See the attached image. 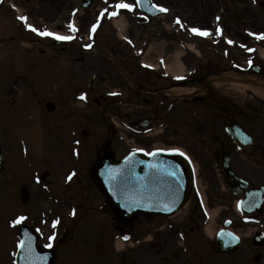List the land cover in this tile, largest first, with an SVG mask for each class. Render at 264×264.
I'll list each match as a JSON object with an SVG mask.
<instances>
[{
    "label": "rangeland",
    "instance_id": "obj_1",
    "mask_svg": "<svg viewBox=\"0 0 264 264\" xmlns=\"http://www.w3.org/2000/svg\"><path fill=\"white\" fill-rule=\"evenodd\" d=\"M20 1L22 5H19L28 10L29 13L31 12L32 22H34V25L37 24L36 26L40 30H43V24H49L48 26L51 25V28L47 27L54 32L58 31V28H62V32L70 34L71 31H68L69 28L66 29V26L70 20H74L78 31L74 33L76 36L74 43L57 46L49 39L39 41V39H36L35 33L30 30L23 29V32L19 31L15 26L18 22L8 12V16L6 13L0 14V45L10 43L11 37H15L16 40H20L22 37L26 38L24 40L25 47L14 48L15 46H13L14 49L11 48L10 51L0 50V147L5 155V169L0 173V264H14L16 253H8V251L15 252L18 248L19 236L14 221H16L17 214L27 212L26 208L35 206V209H31L33 212L30 216L31 225L41 231L43 246L45 244L54 247L57 245L60 256L58 264H81L78 253H81V255L91 253L85 255L87 260L82 264H92V262L90 263L92 253H101L100 249L108 251L106 247L101 246V231L111 229L114 230V233H117L116 225L112 220L113 216L111 217L105 208L97 210L96 207L101 203L103 206V201L96 200L95 193L93 194L91 190L86 192L89 202L88 199L82 198V193H75L79 188L77 186L78 182H75L76 184L70 190L62 189L63 194L58 192L57 188L53 191L50 190L52 193L43 190L42 186L38 185L39 183L32 180L33 177L37 179L42 174L44 166L43 160H40V158L55 157L53 146L57 144L60 150L63 149L61 152L66 159H69L73 152L76 155L77 153L82 154L81 156L84 159H88L89 154L94 149L108 143L118 155L123 154L124 157L126 153L124 143H119L113 135L114 129L116 130L115 121L108 118L111 111H115L116 114L130 112L133 117H137L146 112H154L156 110L154 107H158V125H168L164 129V133L159 136L161 142L154 143V141L151 142L139 137L132 144L146 145L148 148L155 147L157 144L172 148L185 146L195 160L200 163L199 160L202 159L199 154L200 148L193 143L190 144L188 138L191 136L187 126L189 123L194 125L198 121L197 116H192L193 122L189 120L185 125L182 123L183 125L180 126L177 123L179 117L191 112H198L201 117L199 112L201 108L206 112L204 105L201 103H170L168 102L170 99L168 101L160 100L161 97L156 96V99L153 98L152 100L148 96V99L152 100V106H154L151 107L144 105L142 97H137L135 92L130 95L128 93L125 99L112 95L111 97L115 96L113 102H107L106 107L92 105V99L97 96H100L99 99L102 96L107 97L116 90L128 91V89H131L130 84L144 85L143 92L168 91V86L171 84L170 80L157 77L145 78L142 76L143 73L138 72V58L142 52H147L152 45L154 50L150 49L149 54L154 56L156 54L165 55V60L167 58L170 60V56L179 51L178 44L186 43L187 46L190 45L193 48L192 51L186 53L181 60L179 59V62H183L186 68L196 69L199 74L220 71L228 74L227 72L233 70L234 66L239 69L246 68V66H249L250 60H254V63L257 64L264 63L262 61L264 60L262 59L264 58V39L258 38L259 34L264 33V0H152L154 4L163 6L169 11L158 18L149 19L147 24L138 22L140 14L137 11L123 13V15L119 14L115 19H112L113 17L110 14L114 11L113 4L121 0H107L100 3L96 1L95 7L93 6L85 13L81 11L75 13V10L73 12L69 6L71 0H44V4H47V12L40 15L42 18H39L38 9L37 11L32 9V7L39 8V0ZM123 2L134 4L135 0H123ZM76 4L80 5V2H76ZM102 13L103 17H101ZM176 17L180 18L183 27H181V23L178 25L174 21ZM9 18L12 19L10 23ZM116 21L119 23L123 21L125 24L123 27L120 23L121 28L123 27V41L120 40L119 31L114 26L119 25L116 24ZM94 24H98L99 27L93 34L91 28ZM213 25L220 27L222 33L217 34ZM192 26L199 29L213 26L210 29L212 31L211 41H202L192 37L189 34V27ZM61 31L59 32L61 33ZM253 33L257 35H252ZM28 40H35V43L39 42L43 45L47 44L59 55L61 53L62 58L49 55L46 57V54L41 56L40 48H36ZM229 41L233 43H229ZM213 42H218V45L215 46ZM88 43L98 44L99 48L86 53L85 46ZM159 46L162 48L160 50L158 48L156 51L155 48ZM209 46H215L213 52L207 51ZM72 48L77 50L73 51ZM102 50L109 54L103 55ZM250 50H253V52L248 54L247 52ZM111 52L114 54L116 62L111 61L109 57ZM225 52L228 53L227 57L224 54ZM44 58L46 59L42 60ZM203 58H209L211 62L207 63L208 61L203 60ZM165 64H168V62H165ZM123 65H125V68H123ZM133 69L137 73L132 77L129 72ZM249 76H253V74L250 73ZM90 77H94L91 92L87 90ZM84 81L85 84L82 88ZM136 87L139 90L140 87ZM217 87L223 96V98H220L221 100L230 99L240 105H247V102L254 103L256 100L260 103V99L264 100V91L238 87L233 84H220ZM178 90L179 92L185 91L182 87ZM81 91L87 93L86 97L90 98L89 104L87 100L80 99L82 94L79 92ZM34 94H36L35 97H33ZM62 95H64V98ZM56 96H58L55 99L56 101L62 102L65 100L66 105L70 106L69 109L63 110L62 122L75 117H81L85 120V124L81 122V125L78 124L73 128L80 140L79 144L76 142V145L70 144L74 141L72 139L70 141L69 130L62 125L59 127L53 126L55 142L49 138V141H47L44 137V134L46 135L51 129L41 127L40 117L42 115L40 116V112L46 115L44 113L45 102L54 99ZM122 99L123 104H121ZM10 101H14V103H10ZM88 105L92 106L89 107ZM256 106L258 107V104ZM61 108H64L62 103ZM161 110L162 114L160 113ZM164 114L167 115L162 116ZM87 116L91 119V122L87 120ZM202 118V121L210 120L207 115H203ZM115 119L117 120L116 117ZM119 123L122 125L121 122ZM122 126L124 128V125ZM68 127L70 128V126ZM174 127L179 129L178 137L172 134ZM82 131H88L89 133V136L84 140L79 137V133ZM67 135L68 140L66 141ZM91 161V157L86 161V169L88 170ZM28 173L33 176L27 182L29 183L27 187L31 191L32 199L25 208L19 201V188L21 185L14 187L16 185L14 181L17 177L21 179L23 176H28ZM55 177L54 171L53 175L49 176V180L54 181ZM78 179H83V175L78 176ZM82 184L83 182L80 186ZM68 195H70L67 201L69 204L79 205L76 210H79L78 217L81 220L73 227L74 222H68V215L66 216L65 212L60 211L57 219L59 221L58 227L61 225L62 219L63 225L59 228L50 229L46 220H52V217L58 211V207L62 204L61 200ZM57 199L59 203L53 202ZM82 202L88 203L81 208ZM62 206L65 208L66 204L61 205L59 209H62ZM185 212L186 210L171 220H141L131 231L130 239L134 242L133 239L137 235L136 238L138 239L154 240L142 247L135 246L133 249L125 247L126 250L123 253H131L132 259H141L135 257V253H172L178 250L179 248L172 246L176 242L175 233L177 230L170 231L168 225L179 223ZM40 214L44 222L34 219V216L38 218ZM90 215L94 217H90L92 220L86 221ZM19 217L21 216L19 215ZM141 228L142 232L140 231ZM63 233H66V237L63 242L59 243ZM53 236L55 239H50ZM152 243L155 244L154 247L151 246ZM104 254L106 255L105 264H107L108 252ZM198 257L199 255H197V259ZM121 259L122 256L118 259L119 263Z\"/></svg>",
    "mask_w": 264,
    "mask_h": 264
},
{
    "label": "flooded vegetation",
    "instance_id": "obj_2",
    "mask_svg": "<svg viewBox=\"0 0 264 264\" xmlns=\"http://www.w3.org/2000/svg\"><path fill=\"white\" fill-rule=\"evenodd\" d=\"M14 1L18 5L21 4L20 0ZM38 3L39 8L32 7V9L34 11L38 9L39 17L42 18L40 15L47 12V4H44V0H39ZM209 74L212 73L201 76L207 78ZM153 98L156 99L155 95L151 97L152 100ZM220 98H223V96L218 89L206 86L201 98L184 100L189 103H201L204 105L206 112L201 108L199 111L201 117L198 112H191L179 117L178 123H184L185 125L189 120L193 122L192 116H197L198 121L194 125L191 123L187 124L190 125L189 133L191 136L188 140L200 148L199 154L202 157L204 183L209 192V212L214 214V222L221 225L229 223L234 231L242 236L251 238L247 241L248 244L245 247L243 245L241 250L236 253H246L245 264L258 263L260 261V256L258 255L260 251H264V242L255 243V235L260 233V226L264 224V200L257 212H255V207H252L253 212L251 214H243L242 216L236 212L235 201L243 198L246 191L264 186V116L262 107L259 106V109L255 102L235 106L232 105L231 101L221 100ZM149 104L151 105L150 101ZM151 107L154 106L151 105ZM154 108L156 112L159 110L158 107ZM203 115H207L210 120L202 121ZM234 123L241 124L251 135L252 144L247 149L239 150L238 146L226 133V127ZM225 160L230 162L231 168L237 177L248 182L247 188L242 190L236 182L233 183V189L226 185L227 177L223 168ZM223 183L225 185L224 188L222 187ZM243 218L249 220V224H245L242 220ZM206 223L208 221L202 213L196 225L199 226ZM247 231L249 234H246ZM201 238L207 242L203 232H201ZM207 253L215 252L208 250ZM173 257V260L177 258V256ZM169 262L174 264L172 259Z\"/></svg>",
    "mask_w": 264,
    "mask_h": 264
},
{
    "label": "water",
    "instance_id": "obj_3",
    "mask_svg": "<svg viewBox=\"0 0 264 264\" xmlns=\"http://www.w3.org/2000/svg\"><path fill=\"white\" fill-rule=\"evenodd\" d=\"M106 161L109 165H106ZM1 167L2 158L0 156ZM110 174H114L115 179L120 183L117 186L122 191L120 204L113 202L111 196L114 197V193H110L104 181ZM94 178L101 186L102 193L107 197L109 208L124 227L131 226L139 214L157 213L155 205L151 203L153 201L152 192L158 191L161 199L165 194L174 201L166 208L169 213L182 207L193 189L191 166L184 157L178 154L160 153L150 158L133 154L122 163L114 164L110 154L100 153L99 165L94 170ZM26 237L23 247L25 252L20 255L19 264H53L54 257L50 260L46 253L37 250L32 238Z\"/></svg>",
    "mask_w": 264,
    "mask_h": 264
},
{
    "label": "snow or ice",
    "instance_id": "obj_4",
    "mask_svg": "<svg viewBox=\"0 0 264 264\" xmlns=\"http://www.w3.org/2000/svg\"><path fill=\"white\" fill-rule=\"evenodd\" d=\"M137 3H139L141 6H143L144 0H137ZM135 7L136 6L134 4L123 2V0H121L120 3L115 4V8L116 9H127L129 11H135ZM157 7H158V10L161 11V12H167V11H169V9L164 8L162 6H157ZM110 15L112 17H115V16L119 15V13L116 12V11H113ZM101 17H103V13L101 14ZM19 19L24 23V25L27 27L28 30L37 33L41 37H51V38H53L55 40H58V41H70V40L74 39L73 36L60 35L59 33L52 32V31H49L47 29H44V30L37 29L32 24L28 23V17L27 16H21V17H19ZM177 23H181L179 21V19H177ZM98 27H99L98 24H94L92 26V28H91V32L94 34L96 32V30H97ZM181 27H183V24L182 23H181ZM71 28H72L73 31H78V29H76V27H75L74 24L71 25ZM191 31L194 34H197V35L203 36V37H207V36H209L211 34L210 32L205 31V30H201L199 28H192ZM252 35H257V34L253 33ZM258 38L264 39V33L259 34L258 35ZM129 42L131 43V41H129ZM229 43H233V42L232 41H229ZM86 47L91 48L92 47V44H88ZM177 79H183V77H177ZM112 95H118V93H112ZM80 99L86 100L87 97H86V95H81L80 96ZM171 151L180 152L179 149H172ZM155 154L156 153H154V152L151 153V155H155ZM181 154L183 155L182 152H181ZM75 175H76V173L73 172L71 175H69L68 180L70 181L73 178V176H75ZM173 175H175V173H173ZM241 205H243V202H241ZM169 210H171V209H169ZM75 214H76L75 211H73L72 215L75 216ZM25 219H26V217H23V216L19 217V219H17L16 221H14V225L21 223ZM58 223H59L58 220L55 221L53 223V227H55ZM230 235H232L233 239L239 240V237L234 236V234H230ZM50 239H53L54 240L55 237L54 236L53 237H50ZM124 239H129V237L125 236ZM19 246L21 248H23L24 247V242L21 241ZM49 247H51V245H49Z\"/></svg>",
    "mask_w": 264,
    "mask_h": 264
},
{
    "label": "bare ground",
    "instance_id": "obj_5",
    "mask_svg": "<svg viewBox=\"0 0 264 264\" xmlns=\"http://www.w3.org/2000/svg\"><path fill=\"white\" fill-rule=\"evenodd\" d=\"M121 24H122V26L124 27V22L122 21V22H120ZM173 59L175 60L174 61V63L173 64H170L171 65V68H173V67H175V68H179L180 67V65L182 66V64H180V62H179V54H175L174 56H173ZM171 70H173V69H171ZM174 71V70H173ZM177 72H180V71H175V73H177ZM239 87H243L242 85H238ZM245 88H247V87H245ZM177 92H179V91H175V93H177Z\"/></svg>",
    "mask_w": 264,
    "mask_h": 264
}]
</instances>
